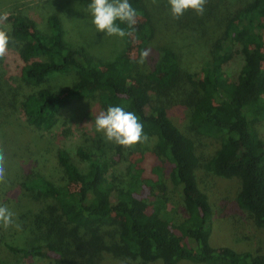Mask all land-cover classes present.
<instances>
[{"label":"trees","instance_id":"1","mask_svg":"<svg viewBox=\"0 0 264 264\" xmlns=\"http://www.w3.org/2000/svg\"><path fill=\"white\" fill-rule=\"evenodd\" d=\"M129 3L137 9V23H117L130 33L126 38L135 54L125 51L112 61L69 45L58 13L47 17L50 32L39 30L29 13L7 19L11 37L20 43L15 70L26 85L39 87L54 73L77 75L59 90L46 86L26 94L8 107L11 116L20 112L34 131H51L67 107L87 99L95 102V115L109 106L136 113L148 140L128 148L107 147L100 138L95 149L79 145L76 153L87 170L69 150L57 149L64 185L27 164L16 187L32 192V206L20 217L48 240L16 246L0 234V244L42 264H99L105 253L124 264H264V252L212 245V201L198 183L199 173L240 178L233 207L251 222L250 235L257 237L253 227L264 229V137L256 127L264 122V0H247L224 17L210 65L197 71L184 68L172 48L154 54L151 13L144 0ZM180 107L190 111L186 132L170 117ZM205 138L212 140L211 152L203 147ZM152 139L158 161L147 175L138 153ZM13 140L33 160L40 153L24 134L14 133ZM136 183L141 195L150 189V200L133 194ZM116 220L119 242L106 244L99 227ZM15 263L0 250V264Z\"/></svg>","mask_w":264,"mask_h":264},{"label":"rangeland","instance_id":"2","mask_svg":"<svg viewBox=\"0 0 264 264\" xmlns=\"http://www.w3.org/2000/svg\"><path fill=\"white\" fill-rule=\"evenodd\" d=\"M246 1L207 0L203 15H197L190 9L179 19H174L168 0H144L156 28L155 36L151 41L154 54L172 48L180 56L183 67L188 70L197 71L209 66L212 44L223 31L224 17ZM90 3L91 0H0V17L5 14L7 16L6 19H0V27H10L8 51L5 57L0 59V148L4 149L7 157V181L0 184V203L7 204L17 214L18 223L21 225L19 230L15 227L8 229L0 227V234L16 246L39 244L48 240L47 234L32 230L27 218L20 217L32 206L31 196H33L32 192L27 190L18 192L16 187L24 177V167L32 164L57 185H64L68 182L64 178L62 168L57 164V149L69 150L79 168L87 170L88 163L76 153L79 145L95 149L98 145L95 141L99 138L107 147L116 143L107 141L103 133L95 130V102L92 100H75L63 111L60 121L51 131H34L20 112L10 115L8 107L19 105L26 94L46 86L59 90L73 84L77 80V75L73 71L54 73L39 87L26 85L15 70L20 62L17 57L20 43L11 37V25L7 19L15 14L29 13L35 19L39 30L50 32L47 17L55 12L61 17L64 37L69 45L81 48L90 56L104 61L115 60L125 51L135 54V45L128 44L126 36L123 38L109 36L105 32L97 31L87 9ZM170 117L178 127L187 131L190 119L188 108H175L171 111ZM11 120H14V123ZM256 127L264 137V122L257 124ZM14 133L24 134L26 140L32 138L37 142L40 153L34 157V160L13 140ZM153 144L152 139L144 145L145 152L138 153L144 158L143 164L147 169V175L158 161L152 150ZM203 147L211 152L212 140L203 139ZM198 183L202 190L210 194L212 201L214 211L212 245L230 246L237 251L264 252V229L253 227L252 231L257 237L250 235L251 222L249 224L246 215L233 207V200L241 188L240 178L212 177L209 174L199 173ZM139 188V183L132 184L133 194L141 200H150L148 198L150 189L145 187V193L141 195L137 192ZM119 228L116 220L99 227V233L106 244H113L119 242ZM0 250L3 258L11 263L42 264L38 260L24 259L15 255L1 244ZM99 264H124V262L110 253H105ZM150 264H163V262ZM178 264L206 263L185 260Z\"/></svg>","mask_w":264,"mask_h":264},{"label":"clouds","instance_id":"3","mask_svg":"<svg viewBox=\"0 0 264 264\" xmlns=\"http://www.w3.org/2000/svg\"><path fill=\"white\" fill-rule=\"evenodd\" d=\"M206 3L207 0H168L174 19H179L190 9L197 15H203ZM87 9L97 31L105 32L109 36L123 38L130 35L120 24H126L131 28L137 23V9L129 3V0H91ZM6 18V14L0 17V19ZM117 21H120V24ZM9 31L10 27H0V59L4 58L8 51ZM95 130L103 133L107 141L125 148L148 140L143 123L136 113L126 111L122 106H109L106 111H100L95 116ZM6 161L4 149L0 148V184L7 181ZM0 227L4 229L15 227L17 230L21 228L17 214L4 203H0Z\"/></svg>","mask_w":264,"mask_h":264}]
</instances>
